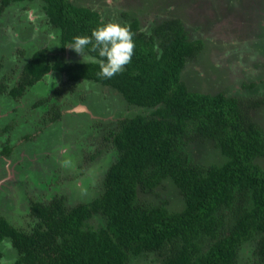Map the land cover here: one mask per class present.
I'll return each mask as SVG.
<instances>
[{
  "label": "trees",
  "instance_id": "1",
  "mask_svg": "<svg viewBox=\"0 0 264 264\" xmlns=\"http://www.w3.org/2000/svg\"><path fill=\"white\" fill-rule=\"evenodd\" d=\"M36 1L47 27L56 30L61 50L75 36H90L97 25L110 21L71 0H0V12ZM122 21L134 33L135 48L112 78H102L99 64L88 61V55H97L89 52L91 45L86 58L69 61L52 58L47 46L40 47L22 63L15 85L0 77V98L17 104L50 72L63 74L66 80L51 92L56 98L47 109L52 121L62 117L61 93L75 92L78 82L108 88L116 95L115 108L120 106L99 113L114 111L120 117L93 123L110 130L115 154L103 169L97 194L76 202L61 192L33 196L25 210L29 227L16 226L0 213V244L9 240L16 251L12 264H128L136 257L153 264H264V167L257 161L264 157V131L252 116L264 94L189 89L181 72L201 51L202 40L189 39L177 17L156 22L148 31L135 16ZM241 88L256 95L264 81L242 82ZM44 99L50 96L37 100L39 105ZM121 104L127 115H121ZM11 125L5 123L0 134ZM191 141L211 143L217 158L199 160L188 148ZM1 152L12 151L3 146ZM91 159L89 150L84 160ZM165 179L183 201L180 210H169L164 200L139 198V191H153ZM95 217L100 222L93 223Z\"/></svg>",
  "mask_w": 264,
  "mask_h": 264
},
{
  "label": "rangeland",
  "instance_id": "2",
  "mask_svg": "<svg viewBox=\"0 0 264 264\" xmlns=\"http://www.w3.org/2000/svg\"><path fill=\"white\" fill-rule=\"evenodd\" d=\"M71 1L92 7L101 18L120 24L135 16L144 31L163 19L177 17L189 39L200 38L203 42L201 51L187 60L181 72V79L189 89L206 93L223 90L235 95L241 91L244 97L259 95L261 98L264 94V88L260 93L256 91V95L250 89L241 88L242 82L260 84V80L264 81V0ZM21 6L17 8L13 4L0 12V77L7 76L9 86L16 84L22 63L40 47L47 46L52 58L62 57L65 61L86 58L85 53L81 57L70 47L61 50L56 41L57 32L47 27L40 3H22ZM19 13L20 23L17 22ZM260 44L261 48L258 47ZM20 48L24 49L23 55L17 54ZM65 80L63 74L50 72L27 89L17 104L0 98V128L5 123L12 124L0 134V186L8 190L0 200V213L10 217L16 226H28L24 214L26 204L20 203L25 189L32 197L44 198L55 191L71 195V202L86 200L97 194L92 193L94 186L108 161L115 157L108 137L110 130L105 128L103 131L101 124L93 123L120 117L114 112V109H120L119 105L115 108L116 95L114 97L99 83L78 82L74 85L75 92L61 93L57 106L62 117L52 121L47 109L56 97L51 92ZM45 96L50 99H44L39 105L37 100ZM110 107H113L112 113L99 114ZM120 112L124 116L129 110L121 104ZM12 114L16 118L13 119ZM252 116L264 131V103L252 111ZM206 142L191 141L188 148L196 158L208 163L218 154L214 146ZM3 146L11 149L10 155L1 152ZM89 150L94 152V159L85 162ZM66 153H73L76 158L66 159ZM257 161L264 167V157ZM66 171L68 173L64 174ZM138 195L148 202L164 200L169 210L183 207L176 187L168 179L161 181L153 191H139ZM16 209H22V212ZM91 221L100 222V219L95 217ZM0 250V264H12L15 250H11L8 242H3ZM128 264L153 263L144 257H136Z\"/></svg>",
  "mask_w": 264,
  "mask_h": 264
},
{
  "label": "clouds",
  "instance_id": "3",
  "mask_svg": "<svg viewBox=\"0 0 264 264\" xmlns=\"http://www.w3.org/2000/svg\"><path fill=\"white\" fill-rule=\"evenodd\" d=\"M133 35L127 25L111 21L102 22L90 36H75L66 47H70L82 57L86 46L91 45L89 52L94 51L97 55H88V61L99 64L98 75L102 78H112L121 72L132 58L135 48Z\"/></svg>",
  "mask_w": 264,
  "mask_h": 264
},
{
  "label": "flooded vegetation",
  "instance_id": "4",
  "mask_svg": "<svg viewBox=\"0 0 264 264\" xmlns=\"http://www.w3.org/2000/svg\"><path fill=\"white\" fill-rule=\"evenodd\" d=\"M78 152V151H77ZM64 156H65V158L66 159H68L69 157L71 158V160H73V159H75L76 158V156H75V154H73V153H66V154H64ZM3 168V167H2ZM1 171V170H0ZM64 174L65 173H68V171H66V172H63ZM1 177V176H0ZM98 182H100V180L98 181ZM98 182L95 184V186H94V189H93V191H92V193L94 194L95 192H97L99 189V186H98ZM16 188H18L19 189V186H16ZM6 191H8L7 190V188L5 187V186H0V196H2V197H4L3 195H4V193L6 192ZM27 190L25 189V191H24V196L22 197V202H20V203H25L26 204V208L28 207V204H29V202H30V200L32 199V198H34V197H32V196H28L27 195V192H26ZM55 191H53V192H51V193H54ZM47 195H49V194H46V196ZM50 196V195H49ZM18 211H20V212H22V209H18ZM26 213L27 212H24V214H25V216L27 217V215H26ZM9 219H10V217H8ZM27 219H28V217H27ZM11 220V219H10ZM10 222H12V220L10 221ZM13 224H15V223H13ZM16 225V224H15ZM28 227H29V224H28ZM3 242H8V244H9V247L11 248V250H13L14 248L12 247V245H11V243L9 242V240H3ZM3 242L1 243V244H3ZM0 244V245H1ZM1 251V250H0ZM14 252V251H13ZM16 252V251H15ZM0 254H1V252H0Z\"/></svg>",
  "mask_w": 264,
  "mask_h": 264
}]
</instances>
